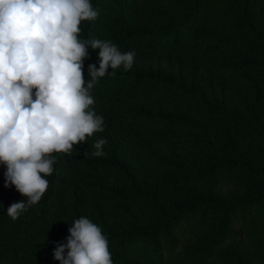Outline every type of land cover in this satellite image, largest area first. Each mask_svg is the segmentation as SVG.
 Listing matches in <instances>:
<instances>
[{"label": "trees", "instance_id": "1", "mask_svg": "<svg viewBox=\"0 0 264 264\" xmlns=\"http://www.w3.org/2000/svg\"><path fill=\"white\" fill-rule=\"evenodd\" d=\"M90 3L98 16L78 38L135 51L133 66L98 79L90 108L105 130L52 153L48 189L16 220L7 208L27 197L4 186L0 163V264H60L53 252L82 216L101 228L113 264H264V0ZM98 51L83 61L85 86ZM161 58L178 72L157 70ZM205 81L214 97L201 94ZM167 136L188 148L170 163L167 200L152 194L135 210L147 194L124 150Z\"/></svg>", "mask_w": 264, "mask_h": 264}, {"label": "clouds", "instance_id": "2", "mask_svg": "<svg viewBox=\"0 0 264 264\" xmlns=\"http://www.w3.org/2000/svg\"><path fill=\"white\" fill-rule=\"evenodd\" d=\"M97 16L90 0H0V163L6 166L4 186L27 197L7 208L13 220L48 189L44 177L57 162L52 153L70 155L73 145L105 130L104 118L90 108L98 79L133 66L135 51L122 53L110 40L78 38L81 21ZM89 48L99 50V67L88 65L85 86ZM106 143L97 139L92 155L104 156ZM68 232L67 242L53 252L60 264H113L97 224L82 216Z\"/></svg>", "mask_w": 264, "mask_h": 264}, {"label": "rangeland", "instance_id": "3", "mask_svg": "<svg viewBox=\"0 0 264 264\" xmlns=\"http://www.w3.org/2000/svg\"><path fill=\"white\" fill-rule=\"evenodd\" d=\"M154 66L162 73L169 70H172L174 74L178 72V66L167 58L156 60ZM183 70L186 72L187 69L183 68ZM201 88V94L206 98L214 97L217 94L216 86L208 81H205ZM187 151V146L180 141L178 136L155 138L151 141L149 151L146 152H135L130 147L124 150L126 158L131 162L130 166L135 180L144 187L147 194L146 202L139 204L135 210L148 209L152 194L155 198L161 197L167 200L166 192L171 174L170 163L177 155Z\"/></svg>", "mask_w": 264, "mask_h": 264}]
</instances>
